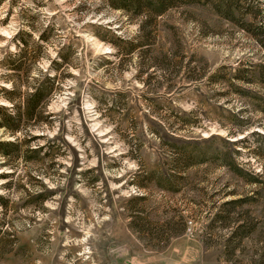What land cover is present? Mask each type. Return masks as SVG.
Masks as SVG:
<instances>
[{
    "label": "rangeland",
    "instance_id": "1",
    "mask_svg": "<svg viewBox=\"0 0 264 264\" xmlns=\"http://www.w3.org/2000/svg\"><path fill=\"white\" fill-rule=\"evenodd\" d=\"M139 22L0 0L1 122L57 79L0 128V264H264V0L176 1L149 41Z\"/></svg>",
    "mask_w": 264,
    "mask_h": 264
},
{
    "label": "trees",
    "instance_id": "2",
    "mask_svg": "<svg viewBox=\"0 0 264 264\" xmlns=\"http://www.w3.org/2000/svg\"><path fill=\"white\" fill-rule=\"evenodd\" d=\"M108 2L109 6L115 10L121 11L130 19H139L137 33L138 35H143L146 41H149L152 36L154 27L156 26L157 19L162 16L166 10L172 7V4L180 0H105ZM191 1V0H188ZM129 41L128 43H131ZM37 45V44H36ZM38 46V45H37ZM26 48L25 44H19L14 58L16 60L15 66H12L13 70L16 72L21 71L26 60ZM27 72L28 70H24ZM57 79L56 76L45 75L42 78V81L36 80L33 84L27 86L26 92L20 93L21 96V106H15V109H18L15 114H8L7 120L11 124H5L0 120V128L9 129L12 134H15L20 131L22 126L21 120L23 118L26 121H29L36 117V115L41 114L42 107L45 106L47 100L51 97L52 93L57 89ZM26 87V85H22ZM12 88V91H7V94H13L12 92L16 91L17 88ZM9 101H13L10 97ZM1 109L5 110L4 107ZM22 110V111H21ZM11 144V143H10ZM15 144V143H14ZM6 145V143L0 142V147ZM13 145V144H12ZM180 150H185L184 147H181ZM183 157L185 160H191L193 158L192 152L186 153L183 151Z\"/></svg>",
    "mask_w": 264,
    "mask_h": 264
}]
</instances>
